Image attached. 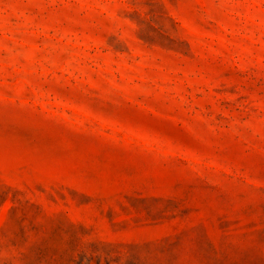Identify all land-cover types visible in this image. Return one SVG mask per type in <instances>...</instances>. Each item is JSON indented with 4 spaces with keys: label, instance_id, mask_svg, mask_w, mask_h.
Here are the masks:
<instances>
[{
    "label": "rangeland",
    "instance_id": "obj_1",
    "mask_svg": "<svg viewBox=\"0 0 264 264\" xmlns=\"http://www.w3.org/2000/svg\"><path fill=\"white\" fill-rule=\"evenodd\" d=\"M0 264H264V0H0Z\"/></svg>",
    "mask_w": 264,
    "mask_h": 264
}]
</instances>
